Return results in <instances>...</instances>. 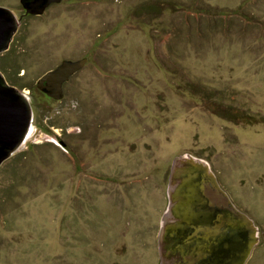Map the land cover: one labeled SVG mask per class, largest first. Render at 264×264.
I'll return each mask as SVG.
<instances>
[{
  "label": "rangeland",
  "instance_id": "obj_1",
  "mask_svg": "<svg viewBox=\"0 0 264 264\" xmlns=\"http://www.w3.org/2000/svg\"><path fill=\"white\" fill-rule=\"evenodd\" d=\"M29 15L0 54L33 120L0 164V264H160L183 155L254 221L246 264H264V0H62ZM84 58L62 99L37 88Z\"/></svg>",
  "mask_w": 264,
  "mask_h": 264
},
{
  "label": "water",
  "instance_id": "obj_2",
  "mask_svg": "<svg viewBox=\"0 0 264 264\" xmlns=\"http://www.w3.org/2000/svg\"><path fill=\"white\" fill-rule=\"evenodd\" d=\"M62 0H22L26 14L40 15ZM18 19L0 7V54L8 50ZM87 59L64 60L43 75L37 88L63 98V84ZM28 94L8 84L0 72V164L20 149L32 125ZM168 207L159 234L160 264H246L258 242L254 221L219 185L209 163L191 155L176 157L168 183Z\"/></svg>",
  "mask_w": 264,
  "mask_h": 264
},
{
  "label": "flooded vegetation",
  "instance_id": "obj_3",
  "mask_svg": "<svg viewBox=\"0 0 264 264\" xmlns=\"http://www.w3.org/2000/svg\"><path fill=\"white\" fill-rule=\"evenodd\" d=\"M23 12H24V13L21 14L20 17H18V21H19V22H20L21 20H23L24 18L30 16L29 14H26V13H25V10H24ZM76 73H77V72H76ZM76 73H75V74H76ZM75 74H74V75H75ZM74 75H72V76H74ZM72 76H71V77H72ZM71 77H70V78H71ZM70 78H69V80H70ZM69 80H68V81H69ZM68 81H67V82H68ZM67 82H65V83L63 84V89H64V86H65V84H66ZM41 92H42V91H41ZM42 93H43L44 95H47V94L44 93V92H42Z\"/></svg>",
  "mask_w": 264,
  "mask_h": 264
},
{
  "label": "trees",
  "instance_id": "obj_4",
  "mask_svg": "<svg viewBox=\"0 0 264 264\" xmlns=\"http://www.w3.org/2000/svg\"><path fill=\"white\" fill-rule=\"evenodd\" d=\"M229 112H230V110H229Z\"/></svg>",
  "mask_w": 264,
  "mask_h": 264
}]
</instances>
